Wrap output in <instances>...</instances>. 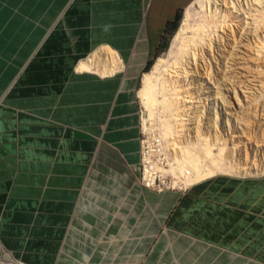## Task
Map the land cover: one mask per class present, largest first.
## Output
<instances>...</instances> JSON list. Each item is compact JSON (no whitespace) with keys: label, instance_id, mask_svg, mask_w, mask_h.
Here are the masks:
<instances>
[{"label":"crops","instance_id":"0c3cea01","mask_svg":"<svg viewBox=\"0 0 264 264\" xmlns=\"http://www.w3.org/2000/svg\"><path fill=\"white\" fill-rule=\"evenodd\" d=\"M194 1L0 0V264H264V174L139 182V86Z\"/></svg>","mask_w":264,"mask_h":264},{"label":"bare ground","instance_id":"6f19581e","mask_svg":"<svg viewBox=\"0 0 264 264\" xmlns=\"http://www.w3.org/2000/svg\"><path fill=\"white\" fill-rule=\"evenodd\" d=\"M250 39L256 46L251 45ZM262 39H264V0H197L193 2L172 39L166 60L167 64H170L167 65L165 59L160 58L157 63V67L161 68L159 75L154 76L152 72L147 73L140 90L142 100L146 108L149 109V115L153 117L156 113L160 114L159 118L154 117L159 120L163 136L168 139L171 138L185 108L192 104L198 106V102H194L198 99L192 100V98L198 97V64L203 60L210 57L212 65L217 66L216 73H208L207 75L215 76L214 80L216 81L222 80L226 83L234 78L248 77L262 83L264 72L258 70L256 73L255 70L251 71L245 68L247 58L251 61L252 66L254 63L260 65L263 62L264 47L261 43L263 41L260 42L261 45H257V42ZM98 58V53L94 54L88 62H82L80 68H95ZM169 80L181 81V83L183 81L184 87L182 89H187L183 94L188 96L182 97L180 95V97L176 91V85L174 82L173 84L168 83ZM220 89L218 83L214 89L215 98L218 96L215 90L219 92ZM235 90L236 88H234V93H236ZM192 92L194 95H190ZM222 99H226V97L219 98V100ZM254 103L255 101L251 103L250 98L248 99V106L245 108L247 112L249 111L248 113L253 111ZM213 106L215 107L216 103ZM218 109L224 110V107L219 106ZM245 110L240 105L232 106L230 112L224 114L225 117H221V126L224 128L229 123L232 128L240 129V119ZM163 114L164 117H161ZM260 120L259 128L264 126V118ZM212 126L214 130L220 129L215 121ZM191 133L195 138L192 141L194 142L198 137V127L192 129ZM200 143L209 145L208 141H201ZM182 151H185L183 154L188 156L189 162L187 163L194 172L195 177L192 183L200 182L204 177L214 173L217 175L220 172H226L223 174H249L250 170L253 169L260 173L264 172L257 166L249 170H241L242 167L236 164V168H233V159L227 160L228 162L226 161L224 164H221L217 159L214 163L202 165L198 161V152L195 149L182 148ZM237 151L234 150L236 159L239 157Z\"/></svg>","mask_w":264,"mask_h":264},{"label":"rangeland","instance_id":"374dc122","mask_svg":"<svg viewBox=\"0 0 264 264\" xmlns=\"http://www.w3.org/2000/svg\"><path fill=\"white\" fill-rule=\"evenodd\" d=\"M197 1V0H195ZM194 1V2H195ZM192 5V3L187 7V9H185L182 12V17L179 20L178 24H177V28L175 29V31H173V33L171 35H168L167 39H166V44L167 45L165 47V49H162L161 51L157 52L153 58V62L152 65L150 67L149 70L145 71V73H154V76H158L161 68H159V66L157 67V63L158 60L161 59H165V62L168 58V50L170 48L172 39L174 38L175 34L177 33L181 22L185 16V13L187 10L190 9V6ZM196 9L198 10V7H196ZM263 41V42H261ZM251 45H253V40L250 39ZM264 47V39L260 40L259 42H257V45H261V43ZM256 46V44H254ZM254 47V46H252ZM164 57V58H163ZM248 59V58H247ZM245 60V68L254 72H264V60H263V64L261 63L260 65H255V63L251 64V61ZM167 64V62H166ZM170 64V63H168ZM167 64V65H168ZM211 65V66H210ZM252 66V67H251ZM257 66V69H256ZM216 65H212V59L209 57L206 60H203V62H200L198 64V89H200V87H202L204 89V91L210 93L211 91V96L213 99L216 100V106H210L209 108L206 109V112L208 114H218V119L215 121L220 129H215L214 127L211 126L209 129L204 130L205 131V135L207 136H211L212 143L209 145H204V143H200V138L199 136L196 138V140L194 142H190L188 145L182 147V148H190L191 150L195 149L196 152H198V161L199 163H201L202 165L205 164H210V163H214L216 162V160L218 159L221 164H224L227 160H232L233 165L232 167L234 168L236 164H239L242 168L241 170H249L250 168L257 166L261 169L264 170V126L260 127V119L264 118V73L262 75L263 79H262V83H260V81L258 80H254V79H250L248 77H243V78H234L230 81H227L226 83L223 82L222 80L216 81L214 80L215 76H207L208 73H216ZM253 68V70H252ZM145 75V74H144ZM254 75V74H252ZM251 75V76H252ZM255 77V76H253ZM144 78V76H143ZM143 78L142 81L140 83L139 86V90H141L142 86H143ZM178 80V79H176ZM171 82V83H170ZM174 84L176 85V91L179 93V96L182 95V97H187L183 94L184 91H186L187 89L184 90V88L182 89V87H184L183 85V81L181 83V81H174V80H169L168 83L170 84ZM214 82V83H213ZM218 83L220 84L221 89L219 90L218 96L216 94V98L214 96V89L215 87L218 86ZM225 84V85H224ZM258 85V86H257ZM234 88H236V93H234ZM201 90V89H200ZM182 93V94H181ZM190 95H194V92H192ZM196 95V94H195ZM140 96V104H141V108L148 114V116L151 119H155V117L159 118L160 114H155L153 117H151L149 114V109L146 108L144 101L142 100L141 95ZM181 97V96H180ZM221 97H226V99H222L219 100V98ZM245 98V99H244ZM250 98L251 103L253 101H255L254 105H253V111L248 113L247 110H245V108L248 106L247 105V101ZM259 98H261L260 100H258ZM197 100V98H192V100ZM256 99V100H254ZM195 103L198 102L194 101ZM193 102V103H194ZM240 103V104H238ZM242 106V108L245 110L244 114H242L241 119H240V129H234L232 128V126L227 123L226 127H222L220 120L221 117L227 114L228 112H230L232 106ZM219 106H223L224 110L218 109ZM259 113V115H258ZM263 114V115H262ZM164 117V114L163 116ZM157 121V123L159 124V120L155 119ZM215 120V118H213V121ZM160 125V124H159ZM197 129V128H196ZM188 130V129H186ZM235 130L237 131L235 133ZM239 130V131H238ZM263 130V131H262ZM203 131V132H204ZM177 132V128L175 127L174 129V133L172 134V136ZM195 132V131H194ZM202 132V131H201ZM234 137V140H233ZM199 139V140H198ZM234 147H236L235 149H233ZM198 150H197V149ZM234 150H238L237 154H238V159H236L237 157L235 156L236 153L234 152ZM182 151V157H183V161L185 163V165L190 169V166L188 165L187 162H189V158L187 155H184ZM219 156V157H218ZM236 157V158H235ZM228 162V161H227ZM236 168V167H235ZM256 169V168H255ZM258 169V168H257ZM192 171V169H190ZM260 170V169H259ZM258 170H250L249 174H228V175H235V176H257V175H261L264 174L258 172ZM192 176L191 178L188 180L190 183H192L194 176V172H191ZM226 172H220L219 174H223ZM216 173L210 175L211 177L213 175H215ZM208 177H204V179L209 178ZM194 183V182H193ZM192 183V184H193ZM196 183V182H195Z\"/></svg>","mask_w":264,"mask_h":264},{"label":"built area","instance_id":"2783aa9c","mask_svg":"<svg viewBox=\"0 0 264 264\" xmlns=\"http://www.w3.org/2000/svg\"><path fill=\"white\" fill-rule=\"evenodd\" d=\"M200 89H198V106L192 104L183 110L180 122L176 125L177 132L169 139L163 136L157 121L151 119L141 108L139 182L143 187L163 192L185 191L192 185L188 181L192 171L183 161L182 147L195 139L191 130L196 126L200 141H208L211 144L212 138L210 135H205L204 130L209 129L218 119V114L210 115L206 112L207 108L216 103L211 91L209 93L202 87Z\"/></svg>","mask_w":264,"mask_h":264},{"label":"trees","instance_id":"16d2710c","mask_svg":"<svg viewBox=\"0 0 264 264\" xmlns=\"http://www.w3.org/2000/svg\"><path fill=\"white\" fill-rule=\"evenodd\" d=\"M181 17H182V16L180 15L179 18H178V20H180ZM177 24H178V23H177ZM173 28H174V29H173V31H174V30L177 28V25H175ZM173 31H172L169 35H171V34L173 33ZM167 37H168V36H167ZM167 37L165 38L164 44L160 46L159 51H161L162 49H165V47L167 46V45H165L166 42H167V41H166ZM152 62H153V59L149 62L148 66H147V68H146V71L150 69V67H151V65H152Z\"/></svg>","mask_w":264,"mask_h":264}]
</instances>
